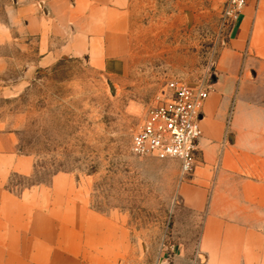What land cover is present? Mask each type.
<instances>
[{
  "label": "rangeland",
  "instance_id": "obj_1",
  "mask_svg": "<svg viewBox=\"0 0 264 264\" xmlns=\"http://www.w3.org/2000/svg\"><path fill=\"white\" fill-rule=\"evenodd\" d=\"M77 1L0 0V134L27 160L4 188L18 201L37 192L38 209L57 218L39 224L56 255H36V226L13 218L35 254L0 253V264L38 256L90 264L106 250L111 264H209L197 249L202 214L186 205L179 163L137 157L131 143L170 82L214 90L215 61L233 29L227 0L109 1L86 29L69 23L68 36L47 47L27 30L31 15L73 14ZM90 235L102 245L90 248Z\"/></svg>",
  "mask_w": 264,
  "mask_h": 264
},
{
  "label": "crops",
  "instance_id": "obj_2",
  "mask_svg": "<svg viewBox=\"0 0 264 264\" xmlns=\"http://www.w3.org/2000/svg\"><path fill=\"white\" fill-rule=\"evenodd\" d=\"M109 1L114 2L78 0L77 12L62 17L31 15L27 30L38 34L40 45L47 47L52 39L68 36L71 23L86 29L83 24L91 21L92 13L99 12L96 6L108 9ZM215 64L216 83L202 110L199 160L193 174L185 178L189 183L183 187V194L187 207L202 214L197 249L209 264H264V0H247ZM13 151L11 135L0 134V238L5 240L0 243V253L26 259L35 254V241L28 242L27 234L23 229L18 232L13 221L23 217L36 226L35 238L40 239L34 243L39 249L36 255H43L45 249H52L56 255L53 242L47 241L52 236L44 237L39 227L41 222H52L54 216L38 209L37 192H32V199L18 201L5 191L9 173L27 169V160L16 157ZM10 205L19 208L16 215L12 216ZM95 238L87 237L90 248L101 243L92 241ZM105 254H96L99 257L90 264H111ZM39 259L36 264H57Z\"/></svg>",
  "mask_w": 264,
  "mask_h": 264
},
{
  "label": "built area",
  "instance_id": "obj_3",
  "mask_svg": "<svg viewBox=\"0 0 264 264\" xmlns=\"http://www.w3.org/2000/svg\"><path fill=\"white\" fill-rule=\"evenodd\" d=\"M247 0H227L224 22L233 27ZM216 75L212 72V80ZM211 86L170 82L132 136L131 151L141 158L174 160L184 178L190 177L199 160L202 110Z\"/></svg>",
  "mask_w": 264,
  "mask_h": 264
}]
</instances>
